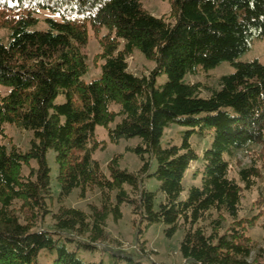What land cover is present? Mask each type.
Returning <instances> with one entry per match:
<instances>
[{
  "label": "trees",
  "instance_id": "trees-1",
  "mask_svg": "<svg viewBox=\"0 0 264 264\" xmlns=\"http://www.w3.org/2000/svg\"><path fill=\"white\" fill-rule=\"evenodd\" d=\"M169 1L171 21L140 0H0V137L5 125L30 133L25 151L0 141V264H144L98 247L123 203L146 227L162 223L167 237L182 228L184 264H250L256 247L238 214L242 190L261 173L253 155L246 166L235 157L264 143V65L239 58L264 38V0ZM88 28L101 64L87 81ZM135 52L153 62L148 75L128 70ZM222 63L233 71L212 85L186 79ZM173 124L183 129L180 142L161 145ZM97 126L111 143L138 139L126 147L140 161L136 171L120 168L119 155L100 168ZM193 135L208 139L200 154ZM191 164L196 183L183 194ZM73 189L82 199L96 189L99 204L65 206ZM47 216L50 229L41 227ZM100 250L97 262L81 256Z\"/></svg>",
  "mask_w": 264,
  "mask_h": 264
},
{
  "label": "rangeland",
  "instance_id": "rangeland-1",
  "mask_svg": "<svg viewBox=\"0 0 264 264\" xmlns=\"http://www.w3.org/2000/svg\"><path fill=\"white\" fill-rule=\"evenodd\" d=\"M142 8L148 14L153 16H162L171 21V7L169 0H140ZM41 15L47 16L46 13ZM87 64V73L84 76L85 80H90L98 76L100 73L101 61L97 58L101 51V46L98 42V36L88 28L87 42L82 49ZM258 60L264 65V38L255 39L248 51L240 58V61ZM128 70L137 76L148 75L153 67V62L146 59L141 53L135 52L127 58ZM233 68L228 63H222L216 68L208 72H198L195 75H188L186 79L191 82H201L203 84L212 85L214 80L224 73L232 72ZM164 76L157 79V83H162ZM5 135L0 137L1 143L7 147L15 146L16 149L25 151L28 148L30 133L21 130L15 126H7L4 128ZM183 129L173 124L164 130L161 139V145H165L168 141L173 143L180 142V131ZM95 137L100 143L103 142V148L99 146L93 152V158L96 159L100 168L106 172L107 162L114 156L119 155L120 168H126L129 171H136L140 165L139 159L135 154L126 150L127 146H132L137 143V138L121 140L118 143H111L108 138L106 129L101 126L95 128ZM193 148L200 154L208 144L207 138H197L192 136L190 139ZM253 155L256 160V165L261 173V178L256 181V185L250 190H242L241 210L238 214L239 219H243L246 235L255 243V251L250 258V264H264V230L262 223L264 222V143L256 146L249 154H238L235 159L239 164L246 166L250 163V156ZM47 161L51 168V186L54 195L58 191V184L55 180L56 164L53 159L52 151L47 154ZM230 175L235 176L236 163L231 161ZM195 164H191L189 170L185 173L183 181L186 193L187 187L196 183L190 178L191 170ZM145 186L154 190L157 188L155 180H149ZM99 192L96 189L87 193L85 198L78 197L77 189H73L70 195L65 199L64 205L87 210L88 204H99ZM157 199L156 203H158ZM51 210H56L57 203L55 200L50 204ZM121 217L114 220L112 216L107 219V232L109 235L105 243L98 244L99 249H107L113 252H121L138 259L144 264H184V260L179 254V244L183 237V229H178L172 236L167 237L162 223L153 224L146 227L144 223H139L138 218L134 216L130 204L123 203L120 206ZM247 219H251L249 225ZM228 222V221H227ZM41 227L51 228V220L47 216ZM141 246L143 248H141ZM101 249V250H102ZM99 253L81 252V256L85 261L97 262L101 258L102 251ZM106 261V257H103Z\"/></svg>",
  "mask_w": 264,
  "mask_h": 264
}]
</instances>
